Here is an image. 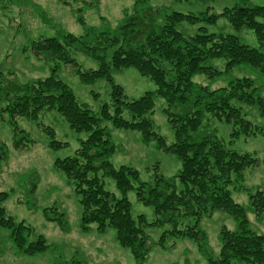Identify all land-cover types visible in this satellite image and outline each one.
Wrapping results in <instances>:
<instances>
[{"label":"trees","instance_id":"obj_1","mask_svg":"<svg viewBox=\"0 0 264 264\" xmlns=\"http://www.w3.org/2000/svg\"><path fill=\"white\" fill-rule=\"evenodd\" d=\"M234 1L219 14L183 13L161 6L151 7L152 18L137 19L134 15L143 4L136 0L134 14L126 13L118 27L111 31L92 27L84 34L76 35L59 30L55 35L33 40V54L52 62L48 76L17 83L12 79L8 81L0 71V103H5L3 109L12 116L35 118L42 109L55 108L72 128L88 131L75 153L57 158L55 166L73 183L81 207V229L88 231L91 223L96 224L99 232L107 226L112 227L118 242L130 249L136 264L142 263L151 243L144 229L145 217L143 214L134 217L131 213L126 192L132 188L137 199L154 208L156 218L152 223H170L175 236H190L207 264H264V235L248 227L244 208L233 200L229 189L232 175L241 174L257 159L229 149L213 129L202 126L209 115L233 124L232 138L240 134L264 133L262 85L256 84L251 76L228 78L225 86L216 89H211V84H197L192 80L196 74H205L213 82L232 69L245 66L264 81V5L248 0ZM219 15L229 20L235 33L210 32L199 27L196 33L186 35L176 27L182 21L213 24ZM243 28L254 32L258 46L241 41L236 33ZM109 49L112 50L108 59ZM71 51L83 52L99 61L97 68L80 73L84 82L102 76L109 79L111 67H133L149 77L156 85V94L167 103L166 114L173 125L174 141L167 144L153 130V122L148 117L154 106L151 92L125 101L119 98L121 87L113 85V110L110 112L109 106L105 105L99 116L80 103L72 88L55 73L61 62H76ZM217 58L225 60L223 69L210 63ZM176 105L190 109L175 111ZM124 111L128 112L129 118L124 117ZM253 111L258 113L261 121L251 120L255 117ZM103 118L110 119L115 127L138 130L145 141L157 140L158 147L176 156L180 168L173 176L155 171L152 181H148L140 178L138 170L132 166L116 167L110 161L114 143L107 127L100 125ZM62 145L63 142L51 136V148ZM1 155H5L2 144ZM104 176L113 178L120 195L104 187ZM8 194L0 190V228L8 230V237L19 253L36 255L43 252L48 247L44 237L39 235L30 239L31 227L5 214L3 202ZM249 197L253 212L264 214V192L258 189ZM53 208H44L45 217L67 228L64 213ZM215 209L227 211L238 222L237 229H221L217 256L207 249L201 230L189 227L190 231H180L177 228L179 219H197Z\"/></svg>","mask_w":264,"mask_h":264},{"label":"rangeland","instance_id":"obj_2","mask_svg":"<svg viewBox=\"0 0 264 264\" xmlns=\"http://www.w3.org/2000/svg\"><path fill=\"white\" fill-rule=\"evenodd\" d=\"M136 0H0V71L7 80L25 83L50 74L52 62L36 57L31 42L40 37L55 35L59 30L84 34L87 28L111 31L118 27L124 15L134 12ZM142 6L134 16L150 19L151 7H165L167 10L183 13L219 14L224 7L234 4V0H141ZM264 5V0H248ZM134 14V13H133ZM156 18V17H155ZM177 29L186 35L205 27L210 32H234L229 20L219 15L213 24L205 22L190 24L177 23ZM242 42L258 46L255 34L248 28L236 33ZM107 51V58L111 55ZM76 62H61L56 75L73 90L76 99L91 109L97 116L108 105L113 110V85L121 87L119 98L125 101L136 99L145 92L153 94L154 106L148 113L153 122V130L163 137L167 144L174 141L172 122L166 114L167 103L156 94L155 83L140 74L133 67L109 70L107 77H97L84 82L82 71L95 69L99 61L79 51H71ZM218 69H223L225 60L217 58L210 61ZM235 76H251L256 84L264 81L255 71L236 67L230 72L211 81L205 74H196L192 80L197 84H211V89L226 85V80ZM246 107H249L245 105ZM0 103V144L5 155L0 156V190L7 191L3 202L5 214L16 221L31 227L30 239L44 237L48 247L36 255H24L17 251L8 237V230L0 228V264H136L130 249L121 245L115 229L107 226L99 232L91 223L88 231L80 227L81 207L73 183L55 166L57 158L71 156L79 147L81 140L88 135L86 130H76L55 108L42 109L35 118L12 116ZM190 109L176 105L175 111ZM252 121H261L258 113ZM124 117L129 118L127 111ZM100 125L107 127L114 143L110 161L116 166L128 165L136 168L140 178L152 181L155 171L165 176H173L180 168V162L173 153L158 147L157 140L145 141L138 130L115 127L110 119H101ZM208 125L223 140L226 147L238 153H248L257 162L245 167L241 174L232 175L229 185L231 196L245 211L248 227L264 235V214L256 215L250 206V194L256 190L264 192V133L255 135L240 134L231 137L233 124L210 118L202 126ZM51 136L64 145L51 148ZM104 187L120 195L113 178L103 177ZM134 217L143 214L147 223L145 232L150 239V249L141 264H207L204 255L190 236L172 234L170 223L154 224V208L137 199L135 189L126 192ZM64 213L67 228H62L53 220H48L44 208ZM180 231H190L189 227L201 230L206 238L207 249L217 256L220 250L218 235L223 227L229 230L238 228L237 220L225 210L215 209L210 214L196 218H181L177 222ZM192 229V228H191ZM163 238H160L162 234ZM163 239V240H162ZM154 243V244H153Z\"/></svg>","mask_w":264,"mask_h":264}]
</instances>
